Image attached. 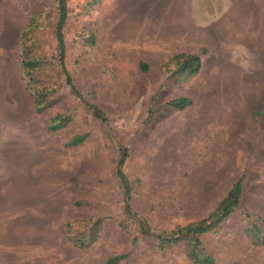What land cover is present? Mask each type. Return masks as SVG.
Listing matches in <instances>:
<instances>
[{
	"label": "rangeland",
	"instance_id": "rangeland-1",
	"mask_svg": "<svg viewBox=\"0 0 264 264\" xmlns=\"http://www.w3.org/2000/svg\"><path fill=\"white\" fill-rule=\"evenodd\" d=\"M66 6L78 94L57 0H0V264H194L186 241L161 247L125 213L123 147L131 209L155 234L208 217L242 177L237 207L201 244L213 264H264V0ZM178 54L199 55L198 72L177 78ZM180 97L190 103L168 104ZM98 219L97 239L76 244Z\"/></svg>",
	"mask_w": 264,
	"mask_h": 264
},
{
	"label": "trees",
	"instance_id": "trees-1",
	"mask_svg": "<svg viewBox=\"0 0 264 264\" xmlns=\"http://www.w3.org/2000/svg\"><path fill=\"white\" fill-rule=\"evenodd\" d=\"M57 11H58V19L55 26V37L57 41V48L59 51L61 69L63 74L65 75V80L67 84H69L72 90L78 94V91L74 88L69 73L67 69L64 67V62H63L65 43H64L62 28L67 18L66 0H57ZM22 36L25 35L23 34ZM25 53L27 54V52ZM174 59H177L175 73L177 75V78L179 79L180 78L187 79L193 76L198 72L201 65L200 56L197 54H178L174 56ZM38 62L39 60L37 58L29 57L27 55V57L25 56L22 58V67L25 72L31 75V73L34 72V70L36 69ZM142 67L143 69H146L147 65L142 64ZM29 80L34 81V78L29 77ZM47 94L48 92L45 91V88L44 90L42 89L36 93L35 109L37 111H41L48 103L46 100ZM189 103L190 101L184 97L175 98L168 102V104L174 108H184ZM88 107L94 111L96 110L94 105L88 104ZM97 116L101 119V121L103 122L105 121V118L101 112L97 111ZM66 120L67 118L64 115L56 116L54 118V121H57V123L53 124L51 128L57 129L58 127L65 124ZM83 138H84L83 134H77L74 135L68 143L70 145H76L79 142H81ZM122 150H123L122 157L117 162V166H116V176L120 181L123 190V203H124L125 213L129 217L136 219L139 225V229L142 230L143 233L154 235L159 241L161 247L165 246L166 243L186 241L188 246L187 255L193 261L194 264H213L214 258L211 254L204 251L201 244L200 235L209 232L211 230H214L216 227H218L219 224L237 207L242 189V177L237 178L232 183L230 189L227 191L225 196L218 203L217 207L211 212V214L208 217L200 219L198 221H194L185 226H179L176 229L166 233L164 232L161 234H155L154 232L151 231L150 227L145 224V221L139 219L137 214L131 209L129 203L131 185L122 170V165L124 163L127 150L125 147H123ZM101 222L102 221L100 219L95 220L93 223L94 228L92 226V229L88 234V236L86 238H79L78 240L75 241V243L78 244L79 246H87L88 244L94 242L97 239L96 238L97 229L101 224ZM252 229L254 231L253 236L258 238L259 231L255 224L252 225ZM262 239L264 241V237H262ZM135 241H136V237L133 238L132 242L134 243ZM125 255L126 254L110 257L107 260V263L114 264Z\"/></svg>",
	"mask_w": 264,
	"mask_h": 264
}]
</instances>
